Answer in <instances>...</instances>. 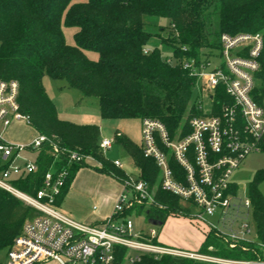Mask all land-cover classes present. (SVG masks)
Segmentation results:
<instances>
[{"label":"trees","instance_id":"16d2710c","mask_svg":"<svg viewBox=\"0 0 264 264\" xmlns=\"http://www.w3.org/2000/svg\"><path fill=\"white\" fill-rule=\"evenodd\" d=\"M152 19L169 24L170 34L161 44L172 49L173 64L159 48L146 53L155 37L146 30L147 21ZM63 28L77 29L74 46L67 44ZM245 34H261L264 46V0H0V83L18 84L20 113L30 118L29 126L37 135L97 161L99 166L94 170L121 184L130 175L101 150V127L61 120L44 78L65 82L68 89L85 99H97L103 120L157 121L166 127L171 140H180L192 133L190 120L204 115L194 101L197 79L183 70L184 61L220 57L223 35ZM91 53L97 55V60L89 58ZM258 61L260 71L255 77L261 84L264 48ZM231 104L224 88L218 87L211 116L220 115L222 107ZM113 141L131 157L139 172L136 179L144 181L155 194L157 206L146 211V218L164 226L172 216L188 217L191 209L160 187L161 171L154 159L144 155L143 147L120 132ZM157 141L169 156L176 180L184 181L185 171ZM36 158L37 173L12 181L16 189L31 196L41 189L43 177L54 162L52 148L44 147ZM56 167L67 173L59 206L77 174L88 166L64 157ZM262 182L264 170L258 171L249 184L248 197L253 201L259 238L264 243V197L259 190ZM143 208L128 209L123 218L130 217L134 209L140 216ZM39 215L0 189V253H8L24 225ZM210 246L218 249L214 253L218 257H242L230 254L211 235L201 246V253H208ZM141 264L201 263L168 256L157 261L155 256L147 255Z\"/></svg>","mask_w":264,"mask_h":264},{"label":"built area","instance_id":"2783aa9c","mask_svg":"<svg viewBox=\"0 0 264 264\" xmlns=\"http://www.w3.org/2000/svg\"><path fill=\"white\" fill-rule=\"evenodd\" d=\"M220 44V57L202 56L183 63V70L197 79V88L209 104L206 111L203 102H198L197 107L204 115L190 120L192 133L171 140L164 125L147 119L141 122L142 147L144 155L154 159L161 171L162 190L191 209L188 217L182 218L197 225L205 239L211 235L230 254L242 257L214 256L218 249L213 246L208 249L213 255L164 246L155 229L135 234L134 222L129 217L123 218V214L141 206L151 209L157 203L147 184L131 176L121 183L124 190L115 210L101 225L71 220L58 207L67 173L56 165L64 157L79 164L91 159L61 148L45 136L38 135L26 145H11L0 134V189L40 213L24 225L7 253L5 264H141L147 255L201 264H264V243L259 238L253 201L248 196L240 199V188L231 182L248 156L264 151V81L259 84L255 77L260 71L258 59L264 48L263 36L223 35ZM167 62L172 63V59ZM220 86L232 104L224 105L220 115L211 116L215 90ZM18 95L16 82L0 83V129L7 130L16 122L30 125V118L20 113ZM157 140L185 171L184 181L176 180L169 156ZM101 142L104 153L115 143L111 139ZM46 146L52 148L54 162L43 177L41 189L32 196L19 191L12 181L38 172L37 158L32 162L29 156L37 157ZM114 164L122 168L119 161ZM253 229L257 232L255 237Z\"/></svg>","mask_w":264,"mask_h":264},{"label":"rangeland","instance_id":"374dc122","mask_svg":"<svg viewBox=\"0 0 264 264\" xmlns=\"http://www.w3.org/2000/svg\"><path fill=\"white\" fill-rule=\"evenodd\" d=\"M169 24L166 21L162 20H153L147 21L146 30L149 33H153L155 37L152 38L148 44L147 50H152L156 47L159 48L164 58L172 57L173 51L171 48H165L161 44L162 39H168L169 36ZM66 41L68 45L74 46V35L77 32V29H67L63 28ZM216 54V53H215ZM90 59L97 60V55L91 53L88 54ZM172 59V58H171ZM218 64V63H215ZM44 86L47 90L49 97L56 105L57 109L61 112V118L65 122H70L78 125H97L102 129V139H111L114 140L117 132L127 133L128 136L140 147L143 145L142 137V125L141 120H103L99 111V102L97 99H85L83 96L75 91L70 90L66 87L65 82L63 81H53L49 77H45ZM199 88H196L194 91L195 98L194 101L203 102L204 109L208 111L209 104L208 99L204 98L200 93ZM0 134L4 141L11 145H17V138L25 140V144L32 142L37 136L34 131L30 130L28 127L24 126L22 122L14 123L7 130L0 129ZM32 140V141H31ZM19 145V144H18ZM106 157L110 158L113 161H119L122 165V170L128 172L132 178L138 177V170L131 157L128 156L125 149L114 144L112 149L105 152ZM36 156L30 155V161L34 162ZM95 167H98L95 165ZM94 167V168H95ZM94 168H84V173L90 172V185H92L90 192L86 196V199H81L77 196L72 197V201L66 204L62 208V214L71 220L86 224L84 221L80 220L89 216L93 212V208L97 203L91 202V191L99 192L98 184H94V176H103L100 173H97ZM264 170V151L261 154H252L244 161L241 167L233 174L231 182L237 185L240 188L239 197L244 199L249 195L250 183L253 181L256 173L258 171ZM107 178V176H103ZM113 180V179H112ZM103 197L102 201L109 197H104L107 194L116 196L115 204L111 214H113L119 196L123 192L124 188L122 185L113 183L110 181L108 185L102 187ZM259 190L264 197V182L259 185ZM69 194V193H68ZM67 200V199H66ZM65 202V200H64ZM148 208H143V213L140 216L136 215L137 209L132 210L133 214L129 217L134 222V233L141 234V232L149 233L152 229H155L160 233L159 240L164 246H171L174 248L181 249L183 251H192V252H201L199 245L202 243L203 238L205 237L201 229L195 224H191L189 219L173 217L170 218L164 226H153L152 222L146 218V211ZM107 220V219H106ZM253 231V237L257 236L255 229ZM213 255L211 253H207ZM215 256V255H214ZM160 257L156 258L158 261ZM7 261V253L3 251L0 253V263L5 264ZM53 264V263H48Z\"/></svg>","mask_w":264,"mask_h":264},{"label":"crops","instance_id":"0c3cea01","mask_svg":"<svg viewBox=\"0 0 264 264\" xmlns=\"http://www.w3.org/2000/svg\"><path fill=\"white\" fill-rule=\"evenodd\" d=\"M44 83V82H43ZM48 93V92H47ZM58 112V116L59 118L62 120L61 118V112L59 109H57ZM19 123V122H16ZM14 124V123H13ZM12 124V125H13ZM24 126L28 127L30 130L34 131L36 136L37 133L35 130H33L29 125H26L25 123H23ZM86 125V124H85ZM102 132V129H101ZM120 132V131H119ZM121 134H125L126 136H128V134L122 133ZM129 137V136H128ZM130 138V137H129ZM102 139V136H101ZM131 139V138H130ZM103 140V139H102ZM104 140H108V139H104ZM110 140V139H109ZM108 140V141H109ZM132 140V139H131ZM17 143L19 145H22L25 143L24 139L21 138H17L16 139ZM32 141V140H31ZM133 141V140H132ZM31 143V142H30ZM17 144V145H18ZM29 144V143H28ZM26 145V144H25ZM113 161V160H112ZM117 161V160H116ZM115 162V161H114ZM87 166L89 169L94 168L95 165L99 166V164L97 163V161H93V160H88L86 162ZM96 168V167H95ZM98 173V172H97ZM105 176V175H103ZM103 176H94V184L97 183L98 184V188H99V192L95 191L94 193L91 191V202L97 203L98 205H95V207L93 208V212L85 217V218H81L80 220L84 221V223H86L87 225H93V226H98L101 225L104 221H106V219H108V216L111 214L113 207H114V202L116 200V196L111 195V194H107L104 197H109L106 198L105 200L102 201V197H103V189L102 187L105 185H108V183L113 182V183H117L119 185H121L117 180H115L114 178H112L111 176L107 178L103 177ZM113 179V180H112ZM92 185H90V172L88 173H84L83 169L77 174V177L75 178L70 190H69V194L66 195L65 197V202L63 200V202L58 206L59 210L62 212V208L70 203L72 201V197L73 196H77L79 198H83L86 199V196L88 195V193L90 192L89 190L91 189ZM92 190V189H91ZM67 199V200H66ZM202 243L199 245V248H201V246L203 245L204 241H205V237H202ZM171 247V246H170Z\"/></svg>","mask_w":264,"mask_h":264},{"label":"water","instance_id":"95a60500","mask_svg":"<svg viewBox=\"0 0 264 264\" xmlns=\"http://www.w3.org/2000/svg\"><path fill=\"white\" fill-rule=\"evenodd\" d=\"M152 224H153V226H155V227H157V226H162L163 225V223H161V222H152Z\"/></svg>","mask_w":264,"mask_h":264}]
</instances>
